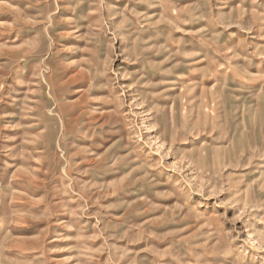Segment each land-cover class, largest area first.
Wrapping results in <instances>:
<instances>
[{"label": "rangeland", "instance_id": "obj_1", "mask_svg": "<svg viewBox=\"0 0 264 264\" xmlns=\"http://www.w3.org/2000/svg\"><path fill=\"white\" fill-rule=\"evenodd\" d=\"M0 264H264V0H0Z\"/></svg>", "mask_w": 264, "mask_h": 264}]
</instances>
